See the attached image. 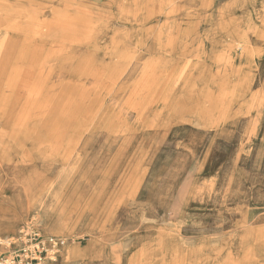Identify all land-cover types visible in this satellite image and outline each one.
Wrapping results in <instances>:
<instances>
[{
    "label": "rangeland",
    "instance_id": "374dc122",
    "mask_svg": "<svg viewBox=\"0 0 264 264\" xmlns=\"http://www.w3.org/2000/svg\"><path fill=\"white\" fill-rule=\"evenodd\" d=\"M245 2L0 0V223L23 212L0 241L34 225L91 251L70 264H264V58L217 64Z\"/></svg>",
    "mask_w": 264,
    "mask_h": 264
},
{
    "label": "crops",
    "instance_id": "0c3cea01",
    "mask_svg": "<svg viewBox=\"0 0 264 264\" xmlns=\"http://www.w3.org/2000/svg\"><path fill=\"white\" fill-rule=\"evenodd\" d=\"M243 7L244 9H246V12H244L245 14L247 13L248 16L253 15L252 16L253 23H247L243 25H241L240 23L230 24L231 20H227V18L223 20L222 25L224 27L225 30L224 32L226 36H225V40L222 41L224 45H222L223 47L221 50L222 53L219 54L218 63H217L219 65L227 64L230 58L236 57L238 54L241 55L243 52H245V55L243 54L242 56L246 57V59L248 58V56H251V54H253L255 58L257 57L260 59L264 58V0H247V2L244 3ZM184 33H186L185 30H183L181 33L182 40L185 38ZM240 41L244 45L237 46L235 48L233 44L235 42H240ZM172 43H175V41H173ZM182 63L185 66L184 74L185 73L187 74V72L190 71V69L194 64V59L189 58L185 60V62L183 61ZM249 80L250 79H248V81ZM41 211L42 214L46 215L47 217L46 224H49L50 228L52 229L58 227H61V229L72 228L69 224V221L62 218L63 217L62 213L58 209H54V208L52 209L48 203L47 206L45 203L44 205L41 206ZM22 215H23L22 210L20 209V207L17 206L14 213H12V215H8V217L11 216L10 222L5 225L4 223H0V236L6 234V232L13 233L15 231L13 230L14 223H16L19 220V217H21ZM84 247L86 248L87 245L85 244ZM66 250H67L66 248L63 249L61 264H70L73 262H81V261L84 262L85 260H87V259H79V260L69 261L67 259ZM252 255H256V253L254 252Z\"/></svg>",
    "mask_w": 264,
    "mask_h": 264
},
{
    "label": "built area",
    "instance_id": "2783aa9c",
    "mask_svg": "<svg viewBox=\"0 0 264 264\" xmlns=\"http://www.w3.org/2000/svg\"><path fill=\"white\" fill-rule=\"evenodd\" d=\"M6 254L0 264H56L65 245L62 237L48 236L30 225L4 241Z\"/></svg>",
    "mask_w": 264,
    "mask_h": 264
},
{
    "label": "bare ground",
    "instance_id": "6f19581e",
    "mask_svg": "<svg viewBox=\"0 0 264 264\" xmlns=\"http://www.w3.org/2000/svg\"><path fill=\"white\" fill-rule=\"evenodd\" d=\"M62 14L61 13H58V15L56 14V17H58V16H61ZM57 21V23H60L61 24V21H59V20H56ZM90 22V23H89ZM64 23V25H61V27H63V28H66V27H72V24H70V23H67V21L66 22H63ZM77 23V22H76ZM81 23V22H80ZM83 23V22H82ZM85 25H91V24H93L90 20H85ZM73 27H77L74 23H73ZM76 29H78V28H71V29H63L64 31H75L76 32ZM250 79V78H249ZM256 81V80H255ZM249 82H250V84L252 85V82H251V79L249 80ZM241 89H243V88H241ZM148 167V166H147ZM147 169V168H146ZM148 171H149V169H148ZM142 178V177H141ZM142 186V185H141ZM3 242L4 241H0V244L2 243L3 244ZM64 248H66L67 250H66V252H67V259L69 260V261H73V260H79V259H87L88 257H89V255L91 254L89 251H85V252H80L77 248H75V246H73V244L71 243V242H67L64 246H63V248L61 249V256H62V254H63V249ZM6 253V252H5ZM4 253V254H5ZM90 253V254H89Z\"/></svg>",
    "mask_w": 264,
    "mask_h": 264
}]
</instances>
